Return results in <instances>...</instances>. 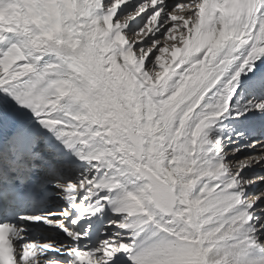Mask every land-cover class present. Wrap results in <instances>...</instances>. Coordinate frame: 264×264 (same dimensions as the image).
<instances>
[{"label": "snow or ice", "instance_id": "6c2138e0", "mask_svg": "<svg viewBox=\"0 0 264 264\" xmlns=\"http://www.w3.org/2000/svg\"><path fill=\"white\" fill-rule=\"evenodd\" d=\"M0 264H264V0H0Z\"/></svg>", "mask_w": 264, "mask_h": 264}]
</instances>
